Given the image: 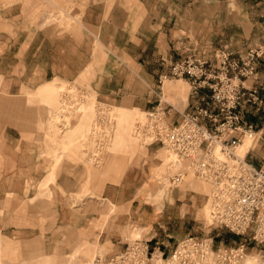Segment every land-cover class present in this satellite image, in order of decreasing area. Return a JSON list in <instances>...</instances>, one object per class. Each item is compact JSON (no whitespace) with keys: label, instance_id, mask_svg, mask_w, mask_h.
Listing matches in <instances>:
<instances>
[{"label":"crops","instance_id":"obj_1","mask_svg":"<svg viewBox=\"0 0 264 264\" xmlns=\"http://www.w3.org/2000/svg\"><path fill=\"white\" fill-rule=\"evenodd\" d=\"M52 4L57 11L47 23L45 13L35 18L24 13L22 3L0 10V77L9 90L15 88L14 95L34 91L40 85L39 93L53 92L58 87L52 80L71 84L86 80L102 104L147 113L158 105L159 94L152 89L159 77L188 54H196L207 60L209 67L216 68L213 56L219 50L225 49L241 58L252 46L264 45V0H53ZM71 5L78 17L74 24ZM64 16L67 20L61 22ZM164 82L159 88L161 94ZM184 82L186 98H181L178 91L174 92L176 96L168 97L171 103H167L173 108L165 107L169 110L170 124L178 123L180 114L194 115L197 109L212 107L208 89L193 90ZM245 85L259 88L258 102L250 105L244 116L255 131V148L245 158L259 168L264 163L263 59L257 66V74L246 80ZM201 121L208 124L207 120ZM31 132L23 126L6 125L0 137V214H4L3 218L0 216V232H5V238L19 234L20 242H40L42 251L48 255L67 256L75 247L85 245L95 248L94 256L108 258L123 251L129 241L128 228L138 226L145 231L142 240L150 249L157 247L163 253L171 252L173 228L165 222L170 224L172 218L164 207L156 214L152 206L141 202L140 177L135 166L127 169L121 163L123 172L117 180L103 170L104 181L85 193L86 178L75 162L64 160L59 171L52 174L47 161L36 159L37 145L22 137ZM9 133L18 134L20 140ZM156 146L161 145H147L151 151ZM181 162L186 168L188 161ZM47 177L51 181L47 187L52 201L48 217L53 212L55 218L51 230H43L37 222L35 227L3 226L9 219L7 214L22 206L19 198L27 203L39 196L40 191L36 187L35 193H26L24 184L17 191L5 188L3 183L36 181L42 185ZM192 187L194 191L187 193H199L194 183ZM187 201L191 205H182L187 208L185 213L181 215V207L177 209L179 219L192 214L198 205L194 196ZM39 202L33 207L26 204L24 210L38 212ZM106 202L113 207L109 214ZM105 215L109 222L103 224ZM213 229L212 243L230 245L225 247L249 240V236H233L222 227ZM101 247L103 251L98 252Z\"/></svg>","mask_w":264,"mask_h":264},{"label":"rangeland","instance_id":"obj_2","mask_svg":"<svg viewBox=\"0 0 264 264\" xmlns=\"http://www.w3.org/2000/svg\"><path fill=\"white\" fill-rule=\"evenodd\" d=\"M52 2L53 0H0V10L15 3H22L24 13L31 14L34 18L37 14L45 13L44 22L47 23L51 22L50 15L57 11ZM74 13L75 10L71 5V17L73 18H71V24L78 21V17ZM62 20L66 21V16L61 19V22ZM257 46L264 45H256L251 48ZM51 82H55L58 87L53 92L39 93L42 86L40 85L36 90H26L23 92L24 94L18 96L14 95L15 88L9 90L4 78L0 77V137H2L6 125L16 128L23 126V128L31 130V133H25L22 137L37 145L39 154L36 159L47 161L50 165L48 171L52 174L59 171L64 160L75 162L78 169L83 170L86 178L85 185H83L85 193H89V188H95V185L104 181L102 179L104 176L101 175L103 170L106 169L107 173H111V176L117 180L123 172L122 164L127 169L135 166L139 171L141 202L152 206L156 214L164 207L165 212L172 218L169 221L170 224L168 221L165 222L166 226L173 228H170L173 234L169 246L171 251L187 236H193L196 240L210 239V236L215 232L214 226H210L211 204L208 200L210 186L186 171L180 160L170 159L168 155L171 153L166 149L156 146L151 151L147 147L151 141L140 130L146 122V116L142 114L145 112L102 104L86 80H77L72 84L58 80ZM161 86L158 82L152 90L154 94L160 95L162 102H170L168 97L174 96L175 91L181 93V98H186L187 83L183 80L169 78L163 84L165 86L163 94L159 89ZM167 86H170V89H167ZM177 111L179 110L177 109ZM130 118L136 120L133 133L129 132ZM9 135L17 141L20 140L18 134L9 133ZM254 138L255 136L248 139L245 136L237 147L236 154L244 158L249 150L255 148ZM259 142L260 140H258L257 149L260 146ZM157 149L161 150L156 152ZM112 157L116 158L111 159ZM179 171L184 172L183 181L177 187H173L169 178ZM49 177L43 181L42 185L36 181L3 183L5 188L10 187L17 191H20L24 184L23 190L26 193L30 191L35 193L36 187L40 190L39 196H34L27 203L19 198V205L21 203L22 206L16 207V211L7 214L9 219L2 224L3 226L11 224L16 227H35L37 222L43 226V230H51L55 218L53 212L52 217H48L51 215L48 210L52 203L49 186L47 187L51 182ZM193 183L199 193L189 192L190 190L194 191ZM187 190H189L188 193ZM192 196L198 200V205L194 206L195 210L192 214L184 215L182 219H179L177 209L181 207V215L185 213L187 208L182 205H191L187 200ZM39 199L41 200L40 205L36 207L38 212L24 210L26 204L33 207L37 201H40ZM106 204L108 206L107 214L113 212L110 203L106 202ZM167 206H171L172 209H167ZM0 216L3 218L4 214L1 213ZM105 222H109L108 219L106 220V215L103 216L101 223ZM144 232L138 226H131L128 228L126 238L129 241L142 240ZM27 235H30V232ZM4 236L5 232H0V264H95L94 259L98 257L94 256L95 248L85 245L75 247L73 252L67 256L48 255L47 252L42 251L40 242H20L17 240L19 234L8 235L9 238ZM225 246L230 245L213 243L212 251L215 253ZM102 251L103 248H99L98 252ZM159 251L163 253L162 250L159 249ZM169 255L170 253H164L163 259ZM245 255L238 264H246V262H249L248 264H264V244L246 246ZM206 259H209L206 264H216L214 256H208Z\"/></svg>","mask_w":264,"mask_h":264},{"label":"built area","instance_id":"obj_3","mask_svg":"<svg viewBox=\"0 0 264 264\" xmlns=\"http://www.w3.org/2000/svg\"><path fill=\"white\" fill-rule=\"evenodd\" d=\"M262 59L264 46L247 49L241 58L219 50L213 56L216 68L196 54H188L170 65L159 83L172 78L186 80L193 90L206 88L212 107L197 109L194 115L180 114V121L170 124L165 107L173 108L157 95L158 105L147 112L140 129L150 143L160 144L177 160L188 161L186 171L210 186V226L225 228L236 236H249V240L214 253L211 239L187 236L163 259L159 248L150 249L147 242L136 239L126 241L125 249L118 254L95 257V264H198L208 256H214L216 264H237L245 256L246 246L264 244V163L257 168L245 157L235 155L245 136H255L244 116L248 107L258 102L259 88L247 87L245 81L257 74ZM183 178L184 172H176L169 178L170 184L177 187Z\"/></svg>","mask_w":264,"mask_h":264},{"label":"bare ground","instance_id":"obj_4","mask_svg":"<svg viewBox=\"0 0 264 264\" xmlns=\"http://www.w3.org/2000/svg\"><path fill=\"white\" fill-rule=\"evenodd\" d=\"M166 80H168V79H166ZM166 80H164V81H166ZM183 81H185V80H183ZM142 114H143L144 116H147V113H142ZM135 121H136L135 118H130V125H131V127L129 128V129L131 130V131L129 130L130 133H131V132H132V133L134 132V129H135V123H136ZM247 138H248V139H251V137H248V136H247ZM215 150L217 151L218 148L216 147ZM236 150H237V149H236ZM235 155H236L238 158L242 159V157H240L238 154H236V152H235ZM168 156L170 157V159H172V158H176L172 153L169 154ZM175 162L178 163V161H176V160H175ZM204 184H206V183H204ZM206 185H207V184H206ZM209 188H210V187H209ZM210 197H211V188H210V193H209V202H210V204H211V198H210ZM210 215H211V214H210ZM245 256H246V255H245ZM245 256H244V257H245ZM244 257H243V258H244ZM207 262H209V259H202V261H200L198 264H206ZM210 262H211V261H210ZM240 262H241V261H240ZM240 262H239V263H240ZM244 263H245V262H244ZM248 263H249V262H248ZM248 263L246 262V264H248ZM237 264H238V263H237Z\"/></svg>","mask_w":264,"mask_h":264}]
</instances>
